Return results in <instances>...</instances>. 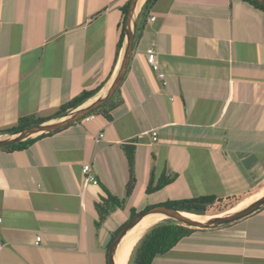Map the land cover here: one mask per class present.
<instances>
[{"label":"crops","instance_id":"1","mask_svg":"<svg viewBox=\"0 0 264 264\" xmlns=\"http://www.w3.org/2000/svg\"><path fill=\"white\" fill-rule=\"evenodd\" d=\"M127 1L0 0V134L23 117H52L102 83L99 93L108 89ZM150 48L165 85L148 63ZM120 98L111 120L94 116L26 149L0 150V264H109L113 235L132 209L262 196L263 9L244 0H158L137 32ZM89 164L98 184L84 183ZM163 176L171 183L147 193ZM110 197L123 207L97 225V206ZM153 264H264V208L191 234Z\"/></svg>","mask_w":264,"mask_h":264},{"label":"trees","instance_id":"2","mask_svg":"<svg viewBox=\"0 0 264 264\" xmlns=\"http://www.w3.org/2000/svg\"><path fill=\"white\" fill-rule=\"evenodd\" d=\"M157 1L158 0L145 1L137 18L135 40L137 37V32L141 28L145 27L146 18L151 13L152 8L154 7ZM244 1H247L257 6L258 8L264 10V6L254 0H244ZM130 2L131 0H128L121 9L122 22L119 26L120 35L118 41V53L112 69L115 68L119 57V53L122 49V44L124 40V28L126 24V18H127ZM103 85L104 84L102 83L101 86L91 91H83L69 102L62 104L52 117H48V118H39L36 116L23 117L18 120L17 124L14 127L10 128L6 132L17 131L23 128L40 124L41 122L50 120L55 117L62 116L66 114L68 111L81 106L82 104L93 98L95 95H97ZM120 104H121V98H120V88H119L110 101L100 106L99 108L95 109L85 118L94 117V116H104L106 119L111 120L112 117L110 115V111L115 109ZM85 118L81 119L75 124L82 123ZM53 134L54 133L43 135L37 139L46 136H51ZM34 140H28L25 142L17 143L12 146L1 148L0 150H5L9 152L16 150H23L26 149L30 144H32ZM132 151L133 150H130L128 147H126V155L130 164V168L133 167V163H134V154ZM171 181L172 180H170L169 178L163 176L159 179L157 185L154 186L153 185L154 181L152 179L148 185L147 193L159 191L164 187H166L167 185H169ZM134 184H135V180L134 178H131L127 187L128 193H131ZM263 185H261L259 188H263L262 187ZM252 194H254V192H246L240 195L227 196V197L207 195V196H200L197 198L175 200L169 203H165L163 205L192 215L211 216L214 214H221L228 210L235 209L239 204L248 200V198H250ZM122 207H123V203L118 198H114V197H110L104 203V205H98L97 210L100 215V221L97 223V225H100V223L107 217V215L113 212L116 208H122ZM151 207L153 206H147L145 210ZM136 215H138V213L136 212L135 209H132L131 219L134 218ZM231 225L233 224H229L224 227H229ZM197 231H201V230L186 228L174 220H164L159 223H156L141 237V239L135 245L128 264H153L156 258L165 255L170 250L175 248L184 238L190 236L191 234Z\"/></svg>","mask_w":264,"mask_h":264},{"label":"water","instance_id":"3","mask_svg":"<svg viewBox=\"0 0 264 264\" xmlns=\"http://www.w3.org/2000/svg\"><path fill=\"white\" fill-rule=\"evenodd\" d=\"M254 1L264 6V0ZM139 3L140 0H131L130 2L124 28V40L122 44L118 70L108 89L95 95L93 98H91L81 106L68 111L62 116L52 118L31 127L0 134V149L28 140H34L43 135L55 133L59 130H62L70 125L77 123L78 121L89 115L91 112H93L95 109L99 108L112 99L116 91L123 83L128 71V67L130 65L136 35L137 18L143 7L142 6L138 11ZM263 208L264 196L253 201L243 209L232 211L230 213L225 212L219 215L209 216L210 219L202 222L187 217L185 215L186 212H181L164 205L153 206L145 211L138 213V215L132 218L115 235L109 248V264H116V255L119 245L128 235V233L132 231L147 216L164 215L166 217V220H174L186 228L197 230H214L229 224H234L236 222L242 221L259 212Z\"/></svg>","mask_w":264,"mask_h":264},{"label":"bare ground","instance_id":"4","mask_svg":"<svg viewBox=\"0 0 264 264\" xmlns=\"http://www.w3.org/2000/svg\"><path fill=\"white\" fill-rule=\"evenodd\" d=\"M143 2H144V0H140L138 11L142 7ZM263 196H264V189L262 191L261 197H263ZM261 197H259V198H261ZM242 206H241L242 208H240V206H239L238 209L237 208L232 209V210L228 211L227 213L243 209L246 206V204H244ZM185 215L191 219L199 220L202 222L210 219L209 216H197V215H192V214H188V213H185ZM163 220H166V217L164 215H150V216H147L146 218H144L132 231H130L128 233V235L123 239L121 244L119 245V249H118L117 255H116V264H127L129 256H130L134 246L136 245L138 240L142 237V235L152 225H154L158 222H161Z\"/></svg>","mask_w":264,"mask_h":264},{"label":"built area","instance_id":"5","mask_svg":"<svg viewBox=\"0 0 264 264\" xmlns=\"http://www.w3.org/2000/svg\"><path fill=\"white\" fill-rule=\"evenodd\" d=\"M154 20H155V18H152V21H154ZM147 60H148V63L152 66L153 70L155 72H157L159 79L162 80L164 85H165V83H166L165 82V74L163 72H161L160 65H159V62H158V53L155 50V48L148 49V51H147ZM90 119H91V117H87V118H85L83 120V122L89 121ZM153 135H154V139L156 140L157 133L154 132ZM100 137H102V135H100ZM96 142H99V139H97ZM83 173H84V183L86 185H88V184H98L97 179L95 178L94 175H92V166L90 164L89 165H85L83 167ZM40 242H41V237H36L35 244L39 245Z\"/></svg>","mask_w":264,"mask_h":264},{"label":"rangeland","instance_id":"6","mask_svg":"<svg viewBox=\"0 0 264 264\" xmlns=\"http://www.w3.org/2000/svg\"><path fill=\"white\" fill-rule=\"evenodd\" d=\"M252 196H253V195H252ZM251 198H252V197H250L249 201L247 200L248 202L245 203L246 206L249 205L250 203H252V201H250ZM155 199H156V197H152V198H151V202H154V203H155V201H156ZM156 206H158V205H156ZM246 206H245V207H246ZM242 207H243V206H242ZM242 207H240V208H242ZM228 211H230V210H228ZM228 211H226V212H228ZM224 213H225V212H224ZM221 214H222V213H221ZM215 215H219V214H214V215H211V216H215ZM130 220H131V219H130ZM130 220H129V221H130ZM129 221H128V222H129ZM163 221H164V220H163ZM158 223H159V222H158ZM152 226H153V225H152ZM152 226H151V227H152ZM151 227H150V228H151ZM150 228H149V229H150ZM149 229H148V230H149ZM120 230H121V229H120ZM148 230H147V231H148ZM147 231H146V232H147ZM118 232H119V231H118ZM118 232H117V233H118ZM146 232H145V233H146ZM117 233H115V235H116ZM145 233H144V234H145ZM144 234H143V235H144ZM115 235H114V237H115ZM143 235H142V236H143ZM140 239H141V238H140ZM140 239H139V240H140ZM139 240H138V241H139ZM137 243H138V242H137ZM137 243H136V244H137ZM134 247H135V246H134ZM133 249H134V248H133ZM132 252H133V250H132ZM132 252H131V254H132ZM130 256H131V255H130ZM130 256H129V258H130Z\"/></svg>","mask_w":264,"mask_h":264}]
</instances>
